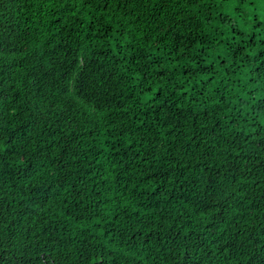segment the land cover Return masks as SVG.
Here are the masks:
<instances>
[{
    "label": "trees",
    "instance_id": "16d2710c",
    "mask_svg": "<svg viewBox=\"0 0 264 264\" xmlns=\"http://www.w3.org/2000/svg\"><path fill=\"white\" fill-rule=\"evenodd\" d=\"M0 264H264V0H0Z\"/></svg>",
    "mask_w": 264,
    "mask_h": 264
}]
</instances>
